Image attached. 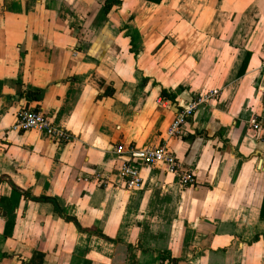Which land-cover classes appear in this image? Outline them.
<instances>
[{
    "label": "crops",
    "instance_id": "obj_1",
    "mask_svg": "<svg viewBox=\"0 0 264 264\" xmlns=\"http://www.w3.org/2000/svg\"><path fill=\"white\" fill-rule=\"evenodd\" d=\"M105 4L0 0V264H264V0ZM23 108L70 138L14 129ZM159 143L195 182L128 189L116 147Z\"/></svg>",
    "mask_w": 264,
    "mask_h": 264
},
{
    "label": "built area",
    "instance_id": "obj_2",
    "mask_svg": "<svg viewBox=\"0 0 264 264\" xmlns=\"http://www.w3.org/2000/svg\"><path fill=\"white\" fill-rule=\"evenodd\" d=\"M262 67L264 68V61ZM218 95L219 90L214 89L190 100L187 106L179 111L170 123L166 131L167 137L176 138L180 136L183 132L185 123L188 118L194 114L198 105L208 102L209 100L216 98ZM252 126L257 130L264 127L257 118L252 119ZM13 127L18 131L36 130L44 133L51 140L57 142L66 141L70 138L69 132L53 124L49 116L42 109H21L17 114ZM116 151L121 155H129V158L125 160L121 166V176L128 189L133 190L142 187L144 180L141 167L143 165H163L168 173L178 176L183 185H192L195 182L194 174L183 168L178 157L167 143L155 144L139 151L132 148L127 149L123 144H119L116 147Z\"/></svg>",
    "mask_w": 264,
    "mask_h": 264
},
{
    "label": "trees",
    "instance_id": "obj_3",
    "mask_svg": "<svg viewBox=\"0 0 264 264\" xmlns=\"http://www.w3.org/2000/svg\"><path fill=\"white\" fill-rule=\"evenodd\" d=\"M148 1H151V2H154V3H160L162 0H148ZM120 2H121V0H106V4H105L106 11H109L114 5L120 4ZM249 58H250V53H248V55H247V57L245 59V62H244V65H243V71L245 70V68L247 66ZM261 217L264 218V204H263V208H262V211H261Z\"/></svg>",
    "mask_w": 264,
    "mask_h": 264
},
{
    "label": "rangeland",
    "instance_id": "obj_4",
    "mask_svg": "<svg viewBox=\"0 0 264 264\" xmlns=\"http://www.w3.org/2000/svg\"><path fill=\"white\" fill-rule=\"evenodd\" d=\"M156 20V19H155ZM155 20H153L152 22H155Z\"/></svg>",
    "mask_w": 264,
    "mask_h": 264
}]
</instances>
